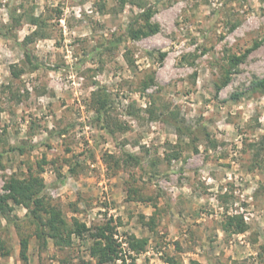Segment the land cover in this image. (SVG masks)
Here are the masks:
<instances>
[{"label":"rangeland","instance_id":"374dc122","mask_svg":"<svg viewBox=\"0 0 264 264\" xmlns=\"http://www.w3.org/2000/svg\"><path fill=\"white\" fill-rule=\"evenodd\" d=\"M146 9L158 31L126 38ZM0 34V197L34 179L89 229L49 237L0 202V264H96L110 220L125 264H264V0H0Z\"/></svg>","mask_w":264,"mask_h":264},{"label":"trees","instance_id":"16d2710c","mask_svg":"<svg viewBox=\"0 0 264 264\" xmlns=\"http://www.w3.org/2000/svg\"><path fill=\"white\" fill-rule=\"evenodd\" d=\"M140 17L145 21V26L134 27V23H130L126 29L125 37L131 40H138L147 37L158 31V25H152L150 19L152 17V11L150 9L144 10ZM37 23V20L35 21ZM1 37V34H0ZM30 37H27L28 40ZM122 41V38H118L115 42H109V46L118 44ZM24 56V61L28 67L32 70L45 68L46 66L39 62L23 43H18ZM258 47L255 44L253 48L246 50L242 56H233L230 58L231 66L237 67L241 61L246 59L248 55ZM255 87L258 89L264 88V78L255 82ZM105 98H99L96 102V117L100 120L108 111L109 99L104 93ZM128 159L138 162L137 156L132 154L128 155ZM36 180H12L6 187V194L0 197L1 203L12 201L15 205H25L30 208V213L35 219L39 221V224L46 229L49 237L63 236L70 238L72 235L82 236L83 233L89 232V229L85 224L80 223L78 220L73 219L72 225L68 226L63 218L61 210L47 203L44 197L37 196V191L34 190ZM226 228L233 229L235 233H244L247 229L246 224L243 222L241 216H230L226 222ZM62 231L64 234H62ZM116 234V226L112 224V221L106 222L102 226H98L94 234L90 237L94 239L93 246L90 250L91 258L96 260V264H125L124 257L121 255V245L116 242L114 235ZM41 236V234H40ZM27 240L22 239L20 241V255L23 261L27 260ZM145 240H138L135 236H130L128 240V246L131 251H140L143 249ZM120 261V263H118ZM169 264H176L172 259L167 260ZM90 264V263H83Z\"/></svg>","mask_w":264,"mask_h":264}]
</instances>
